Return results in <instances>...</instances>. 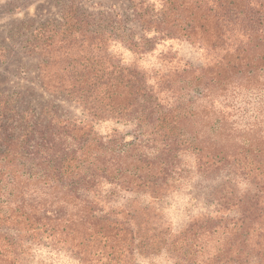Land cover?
Segmentation results:
<instances>
[{
    "label": "trees",
    "instance_id": "1",
    "mask_svg": "<svg viewBox=\"0 0 264 264\" xmlns=\"http://www.w3.org/2000/svg\"><path fill=\"white\" fill-rule=\"evenodd\" d=\"M66 1L60 22L34 27L31 53L43 54L41 89L81 116L51 101L19 109L0 90V264H24L33 245L127 264L162 250L176 264H264V0H128L137 31ZM170 38L214 63L148 73L110 50ZM105 121L129 129L103 134ZM194 179L202 209L175 228L165 200Z\"/></svg>",
    "mask_w": 264,
    "mask_h": 264
},
{
    "label": "rangeland",
    "instance_id": "2",
    "mask_svg": "<svg viewBox=\"0 0 264 264\" xmlns=\"http://www.w3.org/2000/svg\"><path fill=\"white\" fill-rule=\"evenodd\" d=\"M156 7L159 0H150ZM214 9L222 0H207ZM66 0H0V90L6 95H12L17 108L33 107L36 111L47 101L59 106V114L67 117H80V108L62 98L49 96L40 87L37 65L43 54L31 53L34 27L46 20L60 22V14ZM81 5L90 11L118 12L128 18V25L137 31L138 27L132 19V11L128 0H82ZM217 10L219 8H216ZM219 14L218 11L212 14ZM78 45V44H75ZM55 47H60L58 44ZM44 49V47H39ZM114 55L126 65H135L148 73L157 70L167 71L185 62L196 66H204L212 61L215 54L183 38H170L158 42L152 51L143 54L133 53L125 45L116 43L110 46ZM215 61V60H214ZM211 62V64L214 63ZM96 127L104 134L112 127L128 130L129 127L112 121L101 122ZM191 180L166 198L162 214L167 223L180 227L187 219V214L198 213L202 209L200 201H192L196 192L195 182ZM128 196L130 194H127ZM125 199H118L116 204L122 205ZM24 264H127L124 259H111L102 253L87 255L81 259L66 252L56 251L44 245H33L25 255ZM133 264H176L164 250L159 253L143 256L135 254Z\"/></svg>",
    "mask_w": 264,
    "mask_h": 264
}]
</instances>
